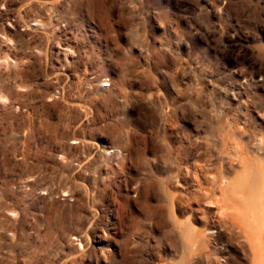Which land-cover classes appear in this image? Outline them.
I'll return each instance as SVG.
<instances>
[{"label":"rangeland","instance_id":"obj_1","mask_svg":"<svg viewBox=\"0 0 264 264\" xmlns=\"http://www.w3.org/2000/svg\"><path fill=\"white\" fill-rule=\"evenodd\" d=\"M221 121L264 144V0H0V264H170L156 178Z\"/></svg>","mask_w":264,"mask_h":264},{"label":"bare ground","instance_id":"obj_2","mask_svg":"<svg viewBox=\"0 0 264 264\" xmlns=\"http://www.w3.org/2000/svg\"><path fill=\"white\" fill-rule=\"evenodd\" d=\"M214 128L222 136L210 147V158L188 151L156 178L170 200L167 219L166 208L152 209L169 233L170 264L209 263L218 254L231 263L226 237L239 240L245 251L244 257L236 255L238 264H264V144L237 140L229 132L231 122Z\"/></svg>","mask_w":264,"mask_h":264}]
</instances>
